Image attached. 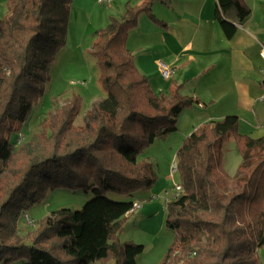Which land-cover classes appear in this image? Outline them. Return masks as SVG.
Here are the masks:
<instances>
[{"label": "trees", "instance_id": "16d2710c", "mask_svg": "<svg viewBox=\"0 0 264 264\" xmlns=\"http://www.w3.org/2000/svg\"><path fill=\"white\" fill-rule=\"evenodd\" d=\"M72 2L7 0L0 16V174L7 177L0 185V264H136L144 246L120 241L119 233L134 193L157 177L155 165L139 155L174 132L179 114L194 103L179 86L170 98L157 94L135 69L129 32L141 15L154 19L153 0H140L92 33L91 54L106 96L88 124L72 125L80 101L74 94L57 110L59 127L68 128L47 134L50 148L32 137L31 151L14 149L66 43ZM249 14L245 0H217L215 18L227 38L236 31L232 21ZM230 138L241 158L234 175L223 166ZM176 163L182 190L166 202L165 225L174 240L160 264H264V134L239 133L236 115L209 120L183 138ZM54 189L93 197L19 233V214Z\"/></svg>", "mask_w": 264, "mask_h": 264}, {"label": "crops", "instance_id": "0c3cea01", "mask_svg": "<svg viewBox=\"0 0 264 264\" xmlns=\"http://www.w3.org/2000/svg\"><path fill=\"white\" fill-rule=\"evenodd\" d=\"M6 1L0 0V16L6 11ZM245 1L250 14L242 22L232 21L236 31L230 38L225 37L215 18L217 0H153L154 19L141 15L129 32L126 45L133 55L134 67L148 77L151 89L170 98L179 86L180 94L194 101L177 118L181 140L199 125L227 115L237 116L239 133L252 137L264 134V60L259 53L264 47V0ZM139 2L112 0L100 4L97 0H73L65 48L74 45L91 53L93 31ZM158 61L173 69L170 78L161 76ZM173 147H161L163 151L171 150L167 152L171 162L176 158ZM167 172L165 167L164 174L159 173L162 179L135 192L133 201H139L141 206L129 214V219L152 216L156 211L164 216L153 193H160L164 182L173 185L175 181L168 180Z\"/></svg>", "mask_w": 264, "mask_h": 264}, {"label": "rangeland", "instance_id": "374dc122", "mask_svg": "<svg viewBox=\"0 0 264 264\" xmlns=\"http://www.w3.org/2000/svg\"><path fill=\"white\" fill-rule=\"evenodd\" d=\"M65 46L66 44L57 52L54 61L50 65L49 80L46 83L42 97L34 101L32 112L22 130L17 133L16 144L13 148L19 149L18 151L22 153H26L28 150L31 151V148L26 146L32 137H36L38 140V147L50 148L52 141L47 138V134L53 132L56 135L60 129L63 130L62 127H59L62 119L59 118L57 110L68 103L72 95L76 94L80 98L78 111L72 120V125L77 127L88 124L95 105L106 96L100 84V71L95 62V57L91 53H87L86 50L77 49L74 45L68 46V48H65ZM67 128L65 127L63 131ZM88 128L91 129V127ZM181 134L182 128L177 127L174 132L162 136L160 140L155 139L156 141L153 144L151 143L149 148L146 147L139 155L140 158L148 157L147 160L155 165L158 175L155 182L160 177L162 179L159 173L164 174L162 170L165 167L168 168L167 173L170 177L167 176L168 180L173 179L175 182L171 187V183L164 182L165 186L161 192L153 193L157 196L153 200L160 205L164 216L161 212L156 211L152 216L145 215L144 218L134 219L131 217L129 219V217L128 222L119 233L120 241H130L144 246L143 252L136 259V264H160L168 247L174 240L173 233L165 225L166 202L176 193L174 185L179 183V173L176 170L171 175L172 177L170 176V168L173 162L168 160L169 154L167 152L171 150L166 149V151H163L161 147L165 144L166 146H174L172 152L176 156V151L182 142L179 139ZM60 137L62 138L61 134ZM240 159L234 139H228L225 142L223 152L224 168L227 173L230 175L235 174ZM175 160L176 158H174ZM6 180L7 177L0 174V185ZM92 197L91 192L75 189L49 190L41 200L19 214L16 222L18 231L21 234L27 233L36 226L38 221L50 212L60 208L80 209ZM109 197L114 200L125 199V196L118 194H110ZM94 264L101 263L95 262ZM108 264H112V262L110 261Z\"/></svg>", "mask_w": 264, "mask_h": 264}, {"label": "built area", "instance_id": "2783aa9c", "mask_svg": "<svg viewBox=\"0 0 264 264\" xmlns=\"http://www.w3.org/2000/svg\"><path fill=\"white\" fill-rule=\"evenodd\" d=\"M98 3L100 4H109L112 2V0H97ZM260 56L262 57V59L264 60V47H262L260 49ZM158 67H159V71L160 74L163 78L168 79L171 77V75L173 74V69L168 66L166 63L162 62V61H158ZM177 170V163L176 160L172 163L171 168H170V176ZM174 190L176 191V193L172 196L175 197L177 196L180 192H181V186L179 184H175L174 185ZM171 199V198H170ZM141 206L139 201H133L130 209L127 211V214H132L134 213L137 209H139ZM31 222V221H29Z\"/></svg>", "mask_w": 264, "mask_h": 264}]
</instances>
